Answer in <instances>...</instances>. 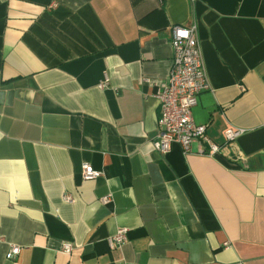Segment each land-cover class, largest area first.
Segmentation results:
<instances>
[{"label":"crops","instance_id":"crops-1","mask_svg":"<svg viewBox=\"0 0 264 264\" xmlns=\"http://www.w3.org/2000/svg\"><path fill=\"white\" fill-rule=\"evenodd\" d=\"M174 25L212 157L152 146ZM0 264H264V0H0Z\"/></svg>","mask_w":264,"mask_h":264},{"label":"built area","instance_id":"built-area-1","mask_svg":"<svg viewBox=\"0 0 264 264\" xmlns=\"http://www.w3.org/2000/svg\"><path fill=\"white\" fill-rule=\"evenodd\" d=\"M170 45L173 53L171 68L167 79L160 84L154 95L159 106V116L157 136L152 143L153 149L164 155L170 151L172 145L177 144L184 155H189L191 145L197 143V155L206 157L217 155L221 148L207 138L206 125H196L192 118V109L196 105L197 96L210 89L195 26H172ZM105 84L106 78L98 88H104ZM242 134V129L226 128L225 144H232ZM203 146L207 147L206 151ZM236 154L238 157L241 156L238 152ZM81 176L83 180H93L98 178L100 173L84 163L81 166ZM64 200L68 203L72 202L70 196H65ZM102 202L107 203L108 197H103ZM126 235L127 229L118 228L107 239L109 248L120 247L125 242ZM63 251L69 252L70 247L64 246ZM19 252L18 247H10L6 258L12 259Z\"/></svg>","mask_w":264,"mask_h":264}]
</instances>
